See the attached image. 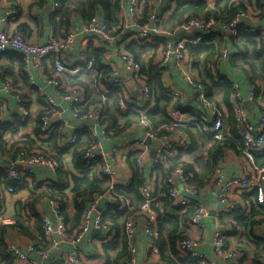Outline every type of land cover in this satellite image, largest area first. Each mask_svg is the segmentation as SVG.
I'll return each instance as SVG.
<instances>
[{"label":"crops","instance_id":"crops-1","mask_svg":"<svg viewBox=\"0 0 264 264\" xmlns=\"http://www.w3.org/2000/svg\"><path fill=\"white\" fill-rule=\"evenodd\" d=\"M77 1L79 0L71 1V8L75 12L70 14L67 25L64 18L61 17L63 11L60 12L58 0L54 7L50 0H0V18L6 15L8 6L14 5L18 9L16 17L8 20L3 25V30L9 34L21 30L27 36L28 41L33 44H43L55 37L62 36L64 30L67 28L80 31L86 21L79 14L81 9L75 5ZM127 1L123 0L124 9L122 10L119 8L120 0H110L109 3L108 9L114 14L116 27L110 26L109 23L108 25L117 35L119 40L118 45L110 44L108 47H101L96 38L78 33L73 46L64 53V60L68 66V72L65 74L63 82L79 90L82 106L76 108L78 112L84 113L85 109H91L98 104L104 107L103 121L99 126L95 127V135L90 134L87 130L89 127H92V123L87 119H74L73 110L59 99L55 88L45 83L44 77L51 69L50 61H43L40 68L26 69L21 56L16 52L7 51L0 57V69H6L8 77L15 89L25 95L28 100L29 111L28 116L22 118L14 97L11 95L1 96L0 170L3 171L10 167L11 162L15 159L18 150L21 148L41 151L48 154L52 159L60 161L62 164V167L56 171L43 164L35 165L32 176L16 182L18 190L14 194L5 193L3 195L0 201V226L6 223L10 224L3 232V242L5 245L6 243H13L22 252L28 253V245L31 243L35 244L31 237H35L40 242L39 246L47 248L50 252V258L48 260L40 261V259L36 258V261L43 262L44 264H66L65 257L70 253L72 248L70 239L82 219L81 215L79 222L76 225L73 223L75 215L73 178H80L82 174L73 164L74 147L67 146V140L69 136L75 133L76 126H82L85 129L77 133V143L79 145H85V143L91 141L92 144L101 147L105 154L112 147L117 146L121 154L124 155L119 156L115 166L117 169L115 175L110 179L107 178L104 183V193L99 195V197L96 196L94 198L95 201L93 200L95 204L93 217L99 215L106 222L103 224L101 230L90 233V236L93 238L92 242L88 243L85 241L80 244V264H106L107 257H114L121 249L124 238L129 247L132 246L135 248L134 259L136 264H195L191 259L179 253L176 249V241H174V238L179 233H183L182 236L194 239L197 242V251L207 258L215 260L217 264H259V259L262 255L259 253L264 251V245L260 240L264 231V203L257 202L256 193L231 192L230 198L237 204L238 208L231 215L221 216V205L215 197L216 189L208 185L204 190L197 191L196 194L192 195L193 199L199 200L204 204L208 215L201 221L199 228L191 227L190 218L185 222L183 219L184 213H186L190 206H183L178 200H171L167 197V188L163 185V182L164 171H168L169 165H162L151 170L150 166L152 160L156 157V150L160 146V141L166 142V138H170L172 143H176L184 135L190 141L189 152L192 154L190 153L184 156V151L182 152L174 147V154L169 159L182 153L181 157H179L184 165L190 166L199 176H202L207 158L205 155H208L209 149L213 147L214 138L198 131L201 137H196L195 141H192L186 130L187 127L193 129L192 124H186V122L176 123L170 117V111L175 108L183 113H192L201 109L200 104L195 100V93L188 87L184 79L186 73L192 72L195 77L200 81L202 80L198 69L193 66L187 46L185 54L187 58L184 60L180 61L173 53H170L164 62L162 72L156 66L162 41L182 39L185 44L195 45L193 39L197 33L190 32L185 34L178 29V19L176 22L171 19V14L175 10V3H171L169 0H141L138 18H141L143 13L145 14V8L154 7L158 12L165 11L163 13L162 34L153 42L142 44L137 41L133 27L134 20L126 12L125 7ZM204 1L212 8L217 0ZM251 3L252 5L248 11H252L254 15V25H252L254 34L257 35L254 40L257 42L261 41L264 45V0H252ZM107 12V6L102 7L98 5L95 7L94 16L96 15L98 18L104 16V19L107 20ZM22 26H24V30L21 28ZM168 32L170 35L167 34ZM245 41L220 36L219 43L222 45L220 61L216 68L209 66L208 69L214 74L221 75L223 78L231 81L233 90V85L237 87V90L235 89L233 91L234 95L232 93L231 99H229L232 110L233 106L238 103L235 95L239 93L247 119L251 124L255 125L259 111L264 112V85L257 81L255 83V88L258 93L256 101L248 98L247 92L251 86L249 77L253 70H257L258 62L255 60L256 57L250 48H246L247 44H245ZM136 42L140 46L146 45L143 50H138V52L140 54V60L146 65L144 67L146 73L143 72V74L146 76L154 93L153 104L144 109L150 112L158 106H162L161 101H158L159 93L156 89L154 77L157 78L166 93L168 90H177L180 93L177 103L174 104L171 100L169 106H167V115L171 122L168 125H162L158 129L152 127L155 131H162L164 135H167L166 138H159L156 135L154 138L148 139L146 130L139 124V116L137 119L133 117V114L138 115V112L133 109H121L118 101L114 105L116 98L114 95H118V93L128 106L135 105L138 102L139 92L132 82L128 81L123 88L109 89L104 82L100 83L97 81L92 71L78 70L77 59L79 54L83 51L88 56L92 50L97 49L103 51L101 61L103 66L110 69L118 68L121 72L123 69L116 49L121 44L124 46V49L130 43L136 46ZM150 45L156 46V48L154 49ZM147 50L151 54L155 52L156 57L152 65L149 60L150 57L146 56ZM18 58L23 63V69L21 71L20 67H18ZM148 62L151 65L150 76L148 75ZM74 83H78L77 85L80 87L74 85ZM205 89L207 92V87ZM213 94L212 102L208 100L212 103L216 112L222 115L223 124L221 134L223 139L229 131L228 109L223 105L220 91L214 90ZM46 96L55 102L56 110L54 116H49L52 120L49 134L41 136L38 117L47 108L44 101ZM128 121H130V125L124 128V124H127ZM185 130L188 135L185 134ZM239 138L241 139V144H243L241 135ZM263 154L264 150L256 155L263 156ZM129 156L130 159L136 158V161L138 159L143 160L145 172L142 173V179L150 184L154 199L151 204L153 203L159 212V244H157L155 251L148 249L147 238L142 232V220L139 215V210L131 213V217H129L135 218L137 221L136 231L131 239H128L125 235V224L122 220L116 225H113L109 219L111 215L123 211L129 205L131 199H134L133 194H130L128 197L126 196V198H115L110 194V190L114 186L127 187L131 182L132 173L127 162ZM221 162H223V169L227 178L250 174L252 172V168L244 158L242 150L241 154L234 153L231 151V148L226 150ZM54 184H56V187L65 186L61 195L64 204H60L62 205L64 219H66L64 223L66 234L64 237L60 235L61 228L57 217L53 213V206L55 204L53 200L55 197H52V194H58V188L50 189ZM175 185L178 189H181V180L175 178ZM181 196H188V193L182 191ZM35 198H37V202L33 204V210L25 209V211L22 210L19 213L20 203H26ZM59 200L61 201V199ZM165 200L169 204H166ZM117 203L118 205L116 206ZM128 210L130 211V209ZM24 213L29 215L27 220L23 217ZM42 214H46L52 224L53 231L49 239L43 238L40 226H38V221ZM16 221L21 222L26 227L27 235L18 226L14 225ZM118 225L120 228H118ZM37 228L39 229V234ZM215 231H221L223 233L227 248L239 253L237 258L222 260L215 255L212 247V236ZM13 262L14 264H24L14 260ZM0 264H3L1 260Z\"/></svg>","mask_w":264,"mask_h":264},{"label":"built area","instance_id":"built-area-1","mask_svg":"<svg viewBox=\"0 0 264 264\" xmlns=\"http://www.w3.org/2000/svg\"><path fill=\"white\" fill-rule=\"evenodd\" d=\"M171 3H176L177 0H169ZM53 7L57 0H50ZM141 6V0H128L126 3V12L133 18V27L136 33L137 41L140 43H151L162 34V24L164 20L163 13L154 7H149L146 19L143 21H135L138 19V13ZM119 8L124 9L123 0L119 2ZM18 13L17 7L14 5L8 6L6 15L0 18V57L7 51H13L19 54L24 63V67L40 68L43 61L51 62V69L44 77L45 83L56 89L59 99L67 104L73 110V118L77 120L87 119L92 123V127L87 130L90 134L95 135V127L99 126L103 121L104 107L101 104L95 105L93 108L84 113L78 112L76 108L82 106V100L79 90L76 87L68 86L63 82L65 74L68 72V66L64 60V53L68 51L76 41L78 33H83L87 36L94 37L98 40L101 47H108L110 44H119V40L114 30L110 29L105 17L98 18L93 16L87 23H85L80 31L69 29L64 31L62 36L55 37L43 44H33L28 41L27 36L23 32L7 33L3 30V25L10 19H14ZM253 19L249 11L239 9L235 16L230 21H225L220 24L212 21L204 22L194 17H187L183 19L178 29L182 33L196 32L197 35L193 39V43H198L202 36L206 34L220 35L221 37H228L231 39H238L242 32L246 36H252ZM253 24V25H252ZM170 35V33H167ZM186 45L182 39H175L173 41H162L161 49L158 52L157 69L163 71L164 62L170 53H173L180 61L187 58ZM119 61L123 71L120 72L118 68H111L110 74L106 77V87L109 89L123 88L128 81L132 82L138 89L139 100L135 105L125 104L124 99L118 101L119 107L123 110L133 109L138 112L139 124L146 130L148 139L154 138L156 135L159 138H166L162 131L153 130L151 124L147 121L146 115L148 110L144 108L153 104L154 96L151 86L148 84L146 76L141 72V64L137 62L124 49V46L117 47ZM189 55V54H188ZM78 70L93 71L94 62L83 51L79 54L77 59ZM101 75L99 76V78ZM186 84L195 93V100L200 104L201 109L194 112H181L177 108L170 111V117L176 123L192 124L193 128L200 131L207 136L214 135L217 140L222 139V115L216 112L212 103L206 97L207 92L201 81L195 77L192 72L186 73L184 76ZM234 89L237 87L233 85ZM237 90V89H236ZM237 92V91H236ZM235 92V94H236ZM169 98L175 104L177 103L180 93L177 90H168ZM2 95H11L17 103L18 110L22 118L28 116V100L15 89L13 83L8 77L5 69H0V99ZM125 95V94H124ZM248 98L256 101V88L251 85L247 92ZM236 98L238 103L233 106V114L236 126L240 132L243 141V155L252 168L250 174L238 175L236 177L227 178L223 169V162L216 169V173L209 186L216 189V200L221 205L220 215H231L238 208L237 204L231 200L230 193H251L257 195V202L264 203V166L258 167L254 164V156L260 151L264 150V112L259 111L257 122L255 125L247 119L246 112L242 106V100L239 93ZM47 108L45 112L38 117L39 131L41 136L49 134L52 120L49 116H54L56 110L55 102L48 96L44 98ZM104 101V98H103ZM82 126L75 127V133L68 137L67 146L74 147L77 142V133L83 131ZM143 144V143H141ZM176 147L181 151H187L190 148V141L186 136H181L176 143H172L170 138H166V142L160 141V146L156 150V157L152 160L151 170L159 166L166 165V160L171 158L174 154L173 148ZM117 146L112 147L107 154L103 153L102 148L94 144H90L83 151L84 167L88 171L90 177L97 175L98 178L105 177L112 178L117 169L115 168L119 156H123ZM37 164H43L52 168L54 171L62 167L58 160L52 159L48 154L41 151L20 149L11 162L10 167L0 170V201L5 193L14 194L15 188L13 183L20 182L24 178H28L33 174V168ZM137 167L140 174L144 171V162L138 159ZM142 178V177H141ZM175 178L181 180L182 188L178 189L175 185ZM189 177L182 173L181 169H175L168 175L163 182L167 188V196L171 200H178L183 206H190L193 209V214L190 217L191 227H200L201 221L207 217L208 212L203 203L199 200L193 199L192 195L197 193L196 189L188 186ZM188 193V196H181V192ZM140 195L142 197V204L139 209V215L142 220V232L147 238L148 249L155 251L157 249V240L159 238V227L157 224V216L154 210L151 209V202L153 194L150 184L142 179L140 187ZM99 197V196H98ZM95 201V200H94ZM94 201L88 205L82 214L81 223L77 229L74 230L70 239L72 245L70 253L65 257L66 264H80L81 254L79 246L83 242H92L93 238L90 233L102 229V219L99 215H94ZM53 213L57 217L60 226V235L65 236L64 216L61 206L53 201ZM41 230L44 239H49L52 233V224L46 214L41 216ZM137 221L135 218L127 219L124 227L125 235L131 239L136 231ZM261 243L264 245V231L260 237ZM197 242L187 236H181L176 242V249L179 253L191 259L195 264H217L213 259L205 257L196 249ZM212 247L215 255L222 260L235 259L239 256L236 251H231L225 244V238L221 231H215L212 236ZM6 253L16 262L24 264H44L40 261L48 260L50 252L47 248L35 244L28 245V253L22 252L19 247L13 243H6ZM134 247H129V256L122 264H136L134 259ZM259 264H264V251L259 259Z\"/></svg>","mask_w":264,"mask_h":264},{"label":"trees","instance_id":"trees-1","mask_svg":"<svg viewBox=\"0 0 264 264\" xmlns=\"http://www.w3.org/2000/svg\"><path fill=\"white\" fill-rule=\"evenodd\" d=\"M71 1L72 0H58V3L60 5L59 6L60 12L63 11L61 17L64 18L67 25H68V18L70 14L72 12H75L74 9L71 8L72 6ZM251 2L252 0H217L214 3V6L210 8L204 0H197V1L177 0L175 3V10L171 14V19L174 22H176V20L178 19L177 26L183 19L187 17H194L204 22L212 21L214 23L220 24L225 21H230L235 16V14L237 13L239 9L243 11H248L249 7L252 5ZM109 3H110V0H79L75 3V5L81 9L79 14L84 18L86 23L94 16L95 7H97L98 5H101L102 7L107 6L108 12L106 16H107L108 23L110 26L116 27L115 26L116 22L114 20L115 19L114 14L111 12L110 9H108ZM145 9H146L145 14L143 13L142 17L138 18L135 21H143L146 19L149 12H148V8H145ZM21 28H23L24 30V26H22ZM69 29L71 28H67L65 31ZM256 36H257L256 34H252V36L249 37V36L244 35L241 32L238 38L240 40H246L245 44H247L248 46V47L246 46V48H250V50L253 52L254 56L256 57L255 60H257L258 62L257 70L256 71L253 70V72H251V75L249 77V82L254 87H256L255 83L257 81L261 82L264 85V45L261 41L257 42L256 40H254ZM219 37H220L219 35L209 33V34L202 36V39L198 43H194L195 45L187 44L186 46L192 58L193 66L198 69L199 75L201 76L200 77L202 79L201 84L207 87L208 93L206 97L212 102L214 90L220 91V94L222 95V101L224 103L223 105L226 106L228 109L229 131L227 132V135L224 136L222 140H216L214 138V135H212V137L214 138L213 147L209 149L208 155H206L207 158H206V162H205V166L203 170L204 174L202 176H199L190 166L184 165V163L181 161V158H180L182 153H179L176 157L172 159H167L166 164L169 165V168H168V171L167 170L164 171V181H165L166 177L170 175L173 172V170L181 169L182 173L185 176L189 177L188 186L193 189H196L197 191L204 190L212 182V179L214 178L215 173H216V169L220 165L221 159L223 158L226 150H229L231 148V151H233L234 153L241 154V150L243 152V148H244L243 144H241L240 142L241 139L239 138L240 137L239 131H238V128L234 120V114H233V110L231 107V102L229 101V99H231L232 93L234 95L233 91H235V89L233 90L231 81L223 78L221 75L214 74L208 69L209 66L216 68L218 62L220 61L222 45L221 43H219ZM215 38H218V39H215ZM132 41L134 42V40ZM150 46L154 49L156 48V46H152V45ZM145 47L146 45L140 46L137 43V45L134 46L133 43H130L127 46V48H125V51L127 53H129L137 62L142 64L141 65L142 73L143 72L146 73L144 70V67L146 65L143 61L140 60V54L138 50H141V49L143 50V48ZM88 57L93 59L94 67H93L92 72L94 73L95 78L97 79L98 82L100 83L104 82V84L106 85L107 84L106 77L110 74L111 69L101 64L102 57H103V51L97 50V49L94 51L92 50L91 53L88 54ZM155 57L156 56L154 52L153 54H151L150 59H149L151 65L154 62ZM22 64L23 63L21 62L20 58H18V67H20V71L23 69ZM147 65H148V75L150 76L151 65L149 64V62L147 63ZM2 69H5V68H2ZM100 75L101 77L99 78ZM154 81L156 82V89L159 93L158 101L159 102L161 101L162 106H158L157 108H155V110L147 112L146 119L154 129H158L159 127L161 128L162 125H168L171 122L170 118L167 115V106H169L171 99L168 97V92L167 93L165 92V90L160 85V82L157 80L156 77H154ZM77 84L78 83H74V85H77ZM148 84L150 85L149 82ZM256 92H257V89H256ZM114 97H116L114 101V105H115L117 104V101H119L122 97L119 95V93L118 95L115 94ZM87 110L89 109H85V112ZM138 116L139 115L133 114V117H135L136 119ZM138 121H139V117H138ZM129 122L130 121H128L127 124H124V128L130 125ZM186 130L189 133L192 141H195L196 137H201L199 132L194 128L192 129L191 127H187ZM186 130H185V134H187ZM90 143L91 141H88L87 143H85V145H79V143L76 142L74 146V151H73V164L75 168L78 169L82 174L80 178L78 177L73 178V201H74V208H75V215L73 218V223L75 225L79 222V219L81 215L83 214L84 210L87 208L88 205L92 203L94 198L96 196L103 194L105 191L103 188V185L107 179L103 177V178H100L99 180L97 175L90 177L88 175L87 169H85L84 167L83 151L86 147L90 145ZM187 151H184V156L191 153L189 152V149ZM133 156L135 157V155ZM127 162H128V165L132 173L131 182L129 183L127 187L114 186L110 190V194H112L115 198H118V197L126 198V196L128 197L130 194H133L134 199H131L129 205H127L123 211L115 213L114 215H111L109 217L113 225H116L121 220L125 224L127 219L131 217V213L136 212L140 209V206L143 201L140 195V187L142 185V178H141L142 174H140L139 169L137 167L136 158L130 159V156H129V159ZM254 164L258 167L264 166V154L263 156L255 155ZM1 177H3V175H0V178ZM16 184L17 183H13L15 191L18 190V187L16 186ZM54 188H58L57 189L58 194H52V197H55L54 200L53 199L52 200L58 203L59 205L64 204L61 198V195H62V191L65 188V186L63 185L62 187H56V184H54L53 186L50 187L51 190ZM166 193H167V190H166ZM59 199H61V201ZM36 202H37V198H35L32 201L29 200L26 203H20L19 213L25 209L33 210L34 209L33 204H35ZM118 203L116 204V206L118 205ZM165 203L169 204V202H167L166 200H165ZM128 209H130V211ZM151 209L154 210L156 213L157 224H158L159 233H160L159 212L154 207L153 203L151 204ZM192 214H193V209L192 207H189V209L183 215L184 222L187 221L188 218L192 216ZM101 219H102V226H103L106 220L104 218H101ZM65 222H66V219H64V223ZM9 225H10L9 223H6L0 226V260L3 264H14L12 258L6 253L5 243L3 242V232L5 231L7 227H9ZM14 225L18 226L20 230L24 234L27 235L28 233L27 229L21 222L16 221ZM38 226H40V231L42 232L41 219L38 221ZM118 228H120L119 225H118ZM37 231L39 234L38 228H37ZM182 235L183 233L177 234L174 238V241L177 242V240L181 238ZM31 238L32 240H34L33 242L35 244L37 245L40 244V242L36 240L35 237H31ZM158 240H157V244H159ZM128 256H129V246L127 244L126 239L124 238V241H122V244H121V249L116 253L114 257H109V258L107 257L106 264H120L121 262H124L128 258Z\"/></svg>","mask_w":264,"mask_h":264},{"label":"rangeland","instance_id":"rangeland-1","mask_svg":"<svg viewBox=\"0 0 264 264\" xmlns=\"http://www.w3.org/2000/svg\"><path fill=\"white\" fill-rule=\"evenodd\" d=\"M250 15H251V18H252L253 21H254V15H253L252 11H250ZM64 31H65V30H64ZM145 53H146V52H145ZM150 55H151V52L147 50V55H146V56H147V57H150ZM205 156H206V155H205ZM24 211H25V210H24ZM23 217H24L25 220H27L28 217H29V215L26 214V213H24V214H23ZM258 253H259V251H258ZM259 254H262V252L259 253ZM259 254H258V255H259Z\"/></svg>","mask_w":264,"mask_h":264},{"label":"water","instance_id":"water-1","mask_svg":"<svg viewBox=\"0 0 264 264\" xmlns=\"http://www.w3.org/2000/svg\"><path fill=\"white\" fill-rule=\"evenodd\" d=\"M152 155H154V153H152Z\"/></svg>","mask_w":264,"mask_h":264}]
</instances>
